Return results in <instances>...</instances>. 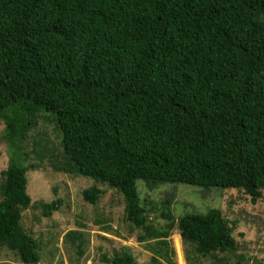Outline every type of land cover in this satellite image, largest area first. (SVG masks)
I'll return each instance as SVG.
<instances>
[{"label":"trees","instance_id":"trees-1","mask_svg":"<svg viewBox=\"0 0 264 264\" xmlns=\"http://www.w3.org/2000/svg\"><path fill=\"white\" fill-rule=\"evenodd\" d=\"M61 133L65 167L123 198L153 264H174L176 228L194 256L232 254L234 223L218 208L147 222L136 180L264 189V0H0V120L9 159L0 181V248L39 264L21 222L24 141L40 113ZM33 167V165H32ZM104 191L85 188L96 204ZM59 200L42 202L43 216ZM66 238L82 239L68 231ZM78 254H82L78 246ZM108 264H138L127 249Z\"/></svg>","mask_w":264,"mask_h":264},{"label":"rangeland","instance_id":"rangeland-1","mask_svg":"<svg viewBox=\"0 0 264 264\" xmlns=\"http://www.w3.org/2000/svg\"><path fill=\"white\" fill-rule=\"evenodd\" d=\"M27 133L24 148L27 151V193L31 198L22 211L25 231L38 244L39 264H108L111 258L127 249L138 264H153L151 253L137 240L142 230L125 218L122 195L105 183H96L89 177L75 176L58 168L65 167L61 133L48 113H38ZM5 124L0 120V181L1 172L9 159V146L2 138ZM33 165V167H32ZM97 185L104 193L96 204L82 199V191ZM136 188L143 204L147 222L155 227L164 225L161 213L169 211L177 220L186 213H204L209 208L221 210L229 223L236 248L232 254H219L220 261L194 256L175 228L170 236L174 249V264H264V189L261 197L251 202L249 196L236 189L200 188L185 183L147 184L136 180ZM59 200L57 211L45 217L40 204ZM82 233V239L66 238L68 231ZM81 246L82 254H78ZM0 264H22L17 255L6 247L0 248Z\"/></svg>","mask_w":264,"mask_h":264}]
</instances>
